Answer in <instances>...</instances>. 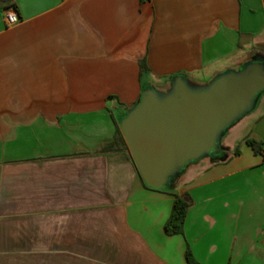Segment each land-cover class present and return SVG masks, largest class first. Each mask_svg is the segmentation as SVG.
Here are the masks:
<instances>
[{"label": "crops", "instance_id": "crops-1", "mask_svg": "<svg viewBox=\"0 0 264 264\" xmlns=\"http://www.w3.org/2000/svg\"><path fill=\"white\" fill-rule=\"evenodd\" d=\"M257 60L264 0H0V264H264L260 100L238 147L166 190L116 136L146 86ZM175 195L189 206L167 235Z\"/></svg>", "mask_w": 264, "mask_h": 264}, {"label": "water", "instance_id": "water-1", "mask_svg": "<svg viewBox=\"0 0 264 264\" xmlns=\"http://www.w3.org/2000/svg\"><path fill=\"white\" fill-rule=\"evenodd\" d=\"M264 93V61L247 62L204 83L173 76L146 86L119 131L144 185L161 190L184 168L219 153L229 126L251 113Z\"/></svg>", "mask_w": 264, "mask_h": 264}, {"label": "trees", "instance_id": "trees-1", "mask_svg": "<svg viewBox=\"0 0 264 264\" xmlns=\"http://www.w3.org/2000/svg\"><path fill=\"white\" fill-rule=\"evenodd\" d=\"M5 7L7 9L8 8H14L13 6H11V4H8ZM140 67H141V70L147 69L144 62H141ZM116 136H117V139L122 143V145L127 149L119 130H117ZM244 142L247 145H249L251 148H253L255 151H258L260 148L258 142H256L253 139L245 138ZM236 153H237V150H235L234 154H236ZM131 161H132V159H131ZM132 163H133V161H132ZM146 187L150 188L148 186H146ZM166 189L167 188H164V190H166ZM174 197H175V199H174L171 214H170L168 220L166 221V223L164 225V231L167 235H176V234L181 233L183 224L185 222L187 208L189 206V201L185 195H175ZM187 258L190 261L188 253H187Z\"/></svg>", "mask_w": 264, "mask_h": 264}, {"label": "rangeland", "instance_id": "rangeland-1", "mask_svg": "<svg viewBox=\"0 0 264 264\" xmlns=\"http://www.w3.org/2000/svg\"><path fill=\"white\" fill-rule=\"evenodd\" d=\"M260 108L261 105L263 106L264 104V93L260 94ZM260 108L257 107V109L254 111V114L252 116L257 115L260 112ZM250 119V117H245L243 119H241V121L236 122L235 124L229 126L228 130H227V136L225 135V138H223L224 140H222L221 145H220V150L222 154H226L227 152H231L233 151L236 147H238V143L240 142V139L243 135V128L246 124V122ZM220 155L216 156L219 157ZM206 158L205 157L201 160L205 161Z\"/></svg>", "mask_w": 264, "mask_h": 264}, {"label": "built area", "instance_id": "built-area-1", "mask_svg": "<svg viewBox=\"0 0 264 264\" xmlns=\"http://www.w3.org/2000/svg\"><path fill=\"white\" fill-rule=\"evenodd\" d=\"M2 19L6 26H13L19 22V18L15 10L12 8H8L4 11ZM262 154L264 156V150L262 151Z\"/></svg>", "mask_w": 264, "mask_h": 264}]
</instances>
